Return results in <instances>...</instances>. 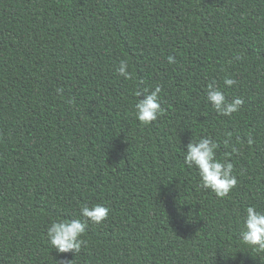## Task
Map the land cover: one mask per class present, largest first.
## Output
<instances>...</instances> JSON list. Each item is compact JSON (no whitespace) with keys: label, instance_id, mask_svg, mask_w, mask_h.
Wrapping results in <instances>:
<instances>
[{"label":"trees","instance_id":"1","mask_svg":"<svg viewBox=\"0 0 264 264\" xmlns=\"http://www.w3.org/2000/svg\"><path fill=\"white\" fill-rule=\"evenodd\" d=\"M213 82L243 99L231 116ZM202 137L238 149L224 198L184 164ZM95 204L80 252L53 249L52 221ZM248 206L264 211V0H0V264H264L240 241Z\"/></svg>","mask_w":264,"mask_h":264},{"label":"clouds","instance_id":"2","mask_svg":"<svg viewBox=\"0 0 264 264\" xmlns=\"http://www.w3.org/2000/svg\"><path fill=\"white\" fill-rule=\"evenodd\" d=\"M169 62L174 63V58L169 57ZM117 71L125 79H132L126 60L120 61ZM236 83L237 81L233 78H224L225 86L231 87ZM161 90V87L157 85L154 88L145 87L139 91L138 95L143 98H140L134 107L135 116L142 124H151L163 115L164 109L160 103ZM63 91V88L57 89L58 94H62ZM207 100L216 113L224 116H231L243 104L241 97L228 101L224 92L215 86V82L208 85ZM70 103L74 104L75 101L72 100ZM252 142V139H249L248 143ZM225 143L227 144L228 141ZM218 148L219 144L211 138L191 139L186 146L184 164L188 168L195 167L198 170L200 178L198 188L211 190L217 197L224 198L237 184V178L233 175L234 164L227 157L238 152V149L233 146L232 151L225 153V158L221 160L216 156ZM109 212V207L95 204L92 207H81L80 216L83 219L53 220L47 229V237L51 246L61 253L80 252L82 246L87 244L82 237L86 232L88 222L99 224L107 219ZM239 235L243 245L255 251H264V211L257 210L255 206H248ZM67 264H70V261Z\"/></svg>","mask_w":264,"mask_h":264}]
</instances>
